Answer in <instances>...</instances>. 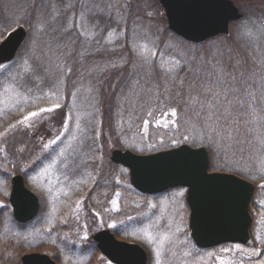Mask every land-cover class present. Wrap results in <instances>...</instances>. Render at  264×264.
<instances>
[{
  "label": "rangeland",
  "instance_id": "obj_1",
  "mask_svg": "<svg viewBox=\"0 0 264 264\" xmlns=\"http://www.w3.org/2000/svg\"><path fill=\"white\" fill-rule=\"evenodd\" d=\"M236 1L245 15L231 32L244 43L248 58L237 52L231 65L211 62L222 74L224 65L234 69L233 77H226L228 88L221 83L227 102L253 93L251 113L228 122L181 115L167 124L159 115L162 106L153 105L159 83L171 79L183 61L204 58L205 51H194L165 28L160 20L165 10L159 11L156 0H0V40L21 24L29 34L27 47L13 61L0 63L2 239L11 234L25 242V251L51 255L56 245L68 252L61 264H112L94 258L90 242L94 232L107 227L143 245L148 264H264V0ZM148 111L154 112L149 119L143 116ZM212 125L226 131L224 143L214 142L215 151L205 141ZM136 129L140 133H133ZM183 135L189 140H181ZM183 142L207 146L210 170L255 182L253 245L197 247L186 187L141 193L130 183L129 169L110 158L118 147L148 153ZM89 161L94 168H84ZM16 172L25 174L41 200L39 216L23 229L7 207Z\"/></svg>",
  "mask_w": 264,
  "mask_h": 264
},
{
  "label": "water",
  "instance_id": "obj_2",
  "mask_svg": "<svg viewBox=\"0 0 264 264\" xmlns=\"http://www.w3.org/2000/svg\"><path fill=\"white\" fill-rule=\"evenodd\" d=\"M165 10L168 28L184 40L203 43L218 35L230 34L233 21L244 13L233 0H159ZM24 25L11 29L0 40V63L13 60L25 41ZM111 160L129 168L130 182L143 193H158L186 186L190 208L189 227L197 246L209 248L226 241L253 242L249 211L255 184L236 173L209 170L206 146L182 143L151 153L114 148ZM10 201L20 222L33 219L39 211L38 196L30 190L21 173L12 176ZM101 251L117 264H147V250L138 242L119 239L109 228L93 234ZM25 264H56L39 251L23 255Z\"/></svg>",
  "mask_w": 264,
  "mask_h": 264
},
{
  "label": "trees",
  "instance_id": "obj_3",
  "mask_svg": "<svg viewBox=\"0 0 264 264\" xmlns=\"http://www.w3.org/2000/svg\"><path fill=\"white\" fill-rule=\"evenodd\" d=\"M235 2L237 3L236 0ZM154 5L159 9V11L163 10V7L161 6L158 0H156ZM262 6H260L259 8H261ZM160 20L163 22L165 28L168 31H170L167 26V18L163 12L161 14ZM247 20L248 19H246L245 21L243 20V22L246 23ZM243 22H240L238 25L240 26L243 25L244 24ZM28 37H29V34L27 36V39ZM27 39L25 43L22 45V47H24L25 45L24 48L27 47V43H26ZM182 41L185 44L193 45L194 51L195 50L205 51V55H204V58L193 57L190 61H187L189 62V64H186V61H183L182 63L176 65L174 67L173 76L171 77V79H169L168 81L159 83V94L153 97L155 101V102L153 101V105L157 108L159 106H162V110L159 111V113H161L159 114L161 115L160 118L161 117L163 118V115H165L166 116L165 121L167 122V124H170L169 122L173 123L174 120L176 122L177 118L181 115L190 116L193 119H197V121H207L208 117L211 116L217 119L216 120L217 122L223 121V119H226L228 122L229 121L228 117H231V118L239 117L243 119L245 118L243 113L250 114L251 113L250 106L252 105V103H250V100L253 97L252 96L253 93H250V97L244 99V101L238 98L237 96H233V98L232 99L229 98L228 99L229 102H227V99L225 98V93L227 90L225 91L223 88H221L222 87L221 83L224 82L225 86L228 88V84H227L228 78L226 77H229V76L233 77L234 69L230 71L228 66L224 65L222 69V72H223L222 74V73H219V69L217 68V66H215L211 62L212 60L217 59L216 65H218V67L221 61L226 62L227 64L231 65L230 60H233L236 57L237 52L242 53L243 55H245V57L248 58L247 49L246 50L242 49L243 48L242 45L244 43L241 41V39L234 32H231L230 35H227V36L219 35L215 38L208 39L206 42L201 43V44L188 42L183 39ZM22 47L20 48L19 51L22 50ZM210 52L211 54L208 55L207 53H210ZM214 67H215V71L213 70ZM254 72H257V70L255 71L253 70V73ZM252 77H253V74L251 78ZM229 82L231 83V81ZM253 83L257 84L258 80H255ZM235 86H236L235 84L231 83V87H229V89H232V91L235 92L236 91ZM260 86H261V83H260ZM216 91H218V93H216ZM212 94H214L213 97L211 96ZM191 95H194V96L192 97ZM230 102L232 103V105H234V103H237L236 105L237 108L230 106L231 104ZM260 102L261 101H259V103ZM225 104H226V107H225ZM208 105L211 108L210 110L207 107ZM224 107L226 108L227 112L224 110ZM235 108L238 109V112H233L232 114L233 116H232L231 111L232 109H235ZM153 114L154 112L148 111L143 116L149 119L150 116L153 117ZM232 120L235 121L236 119H232ZM232 123H235V122H232ZM226 125L227 123H224L223 127H225ZM200 126L201 128H203L205 125H200ZM223 130L217 125H212L207 130V135L209 133H212V134H211V137H209L208 135V138H205V141L207 144H209V146H211L212 151H215L214 142H217V143L219 141L223 142V139L225 138V133H226V131L225 130L223 131ZM244 132H247L248 135L250 134L249 131H241L242 134ZM133 133H140V131L136 129ZM181 140L187 141L189 140V137H185V135H183ZM8 142L11 143L10 141ZM227 145L230 148L231 144H227ZM88 167L94 168V161L86 162V165L84 168H88ZM90 242L92 241L90 240ZM96 250L97 248L95 247L94 251Z\"/></svg>",
  "mask_w": 264,
  "mask_h": 264
},
{
  "label": "flooded vegetation",
  "instance_id": "obj_4",
  "mask_svg": "<svg viewBox=\"0 0 264 264\" xmlns=\"http://www.w3.org/2000/svg\"><path fill=\"white\" fill-rule=\"evenodd\" d=\"M17 173H20V172H17ZM23 176H24V181L25 183L27 184L26 182V177H25V174L22 173ZM28 186V185H27ZM11 187H12V178L10 180V191H9V195H8V204H7V207L9 209L8 211V214L11 218V220L19 227V228H24L25 226L29 225L30 223H32L40 214V211H41V200H40V197L38 195V198H39V203H40V208H39V211H38V214L37 216H35L33 219L27 221V222H20L18 221L15 216H14V208H13V205L10 201V192H11ZM31 189V188H30ZM5 196V195H4ZM7 200V199H6ZM253 203H255L254 199L252 200L251 202V205H250V209H251V213L253 216H255V213H254V208H253ZM254 218V217H253ZM0 222H4V220L2 218H0ZM105 228V227H104ZM102 229V228H101ZM114 232V231H113ZM117 235V234H115ZM252 235H253V232H252ZM118 237V235H117ZM119 238V237H118ZM253 238L254 240L256 241V237H254L253 235ZM95 247L97 248L96 251H92V253L94 252V258L95 257H102L103 259H105L107 262L109 263H112V264H115L114 262H112L108 256H106L102 251L101 249L98 247V244H97V241L91 237L90 239ZM255 243V242H254ZM24 244L25 242L24 241H20L18 239H16L14 236H12L11 234H9V237L8 238H4L2 239L1 238V235H0V264H25L23 262V255L26 254V253H29V252H35V251H39V252H42V253H46L48 254L55 262L56 264H61V261L63 260L62 256H66L68 255V252H63L60 248H58L56 245H55V249L53 251V255H51L50 253L48 252H45V251H42V250H31V251H25L24 249H22L24 247ZM262 247L259 246V250H261ZM80 255H83L84 253H78Z\"/></svg>",
  "mask_w": 264,
  "mask_h": 264
},
{
  "label": "snow or ice",
  "instance_id": "obj_5",
  "mask_svg": "<svg viewBox=\"0 0 264 264\" xmlns=\"http://www.w3.org/2000/svg\"><path fill=\"white\" fill-rule=\"evenodd\" d=\"M30 115L34 116V115H36V113H31ZM25 119H27V117H25ZM113 203H116V202L114 201Z\"/></svg>",
  "mask_w": 264,
  "mask_h": 264
}]
</instances>
